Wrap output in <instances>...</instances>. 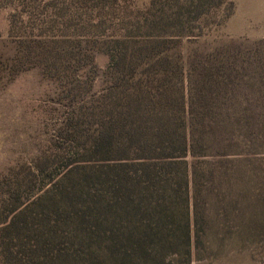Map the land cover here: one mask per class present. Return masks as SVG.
<instances>
[{"label":"trees","instance_id":"trees-1","mask_svg":"<svg viewBox=\"0 0 264 264\" xmlns=\"http://www.w3.org/2000/svg\"><path fill=\"white\" fill-rule=\"evenodd\" d=\"M129 1L0 0V71L37 69L62 110L0 176V264H191L220 230L262 227L264 40L211 38L228 0Z\"/></svg>","mask_w":264,"mask_h":264},{"label":"rangeland","instance_id":"rangeland-1","mask_svg":"<svg viewBox=\"0 0 264 264\" xmlns=\"http://www.w3.org/2000/svg\"><path fill=\"white\" fill-rule=\"evenodd\" d=\"M145 0H131L140 6ZM233 6L232 15L221 25L212 19L211 38L240 39L248 42L264 40V0H228ZM227 7L224 12H227ZM10 9L0 11V61L11 58L15 45L7 36ZM264 48V46H262ZM108 56H94L95 78L93 90L106 83ZM7 71H0V176L22 164H32L47 147L54 135L62 110L55 103L56 87L44 79L37 69L19 74L9 81ZM264 200V198H263ZM262 227L232 232L220 230L221 244L200 246L197 255L202 260L191 264H264V210ZM216 229L209 234L215 236Z\"/></svg>","mask_w":264,"mask_h":264}]
</instances>
